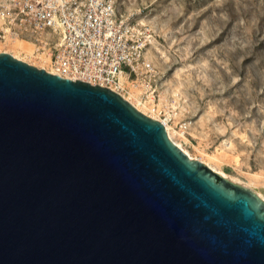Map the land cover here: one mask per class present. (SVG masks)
I'll list each match as a JSON object with an SVG mask.
<instances>
[{
  "label": "water",
  "instance_id": "1",
  "mask_svg": "<svg viewBox=\"0 0 264 264\" xmlns=\"http://www.w3.org/2000/svg\"><path fill=\"white\" fill-rule=\"evenodd\" d=\"M0 264H264V199L111 89L0 53Z\"/></svg>",
  "mask_w": 264,
  "mask_h": 264
},
{
  "label": "rangeland",
  "instance_id": "2",
  "mask_svg": "<svg viewBox=\"0 0 264 264\" xmlns=\"http://www.w3.org/2000/svg\"><path fill=\"white\" fill-rule=\"evenodd\" d=\"M119 1L152 31L158 101L178 113V131L190 126L176 140L264 198V0ZM0 53L42 69L13 44H0Z\"/></svg>",
  "mask_w": 264,
  "mask_h": 264
},
{
  "label": "built area",
  "instance_id": "3",
  "mask_svg": "<svg viewBox=\"0 0 264 264\" xmlns=\"http://www.w3.org/2000/svg\"><path fill=\"white\" fill-rule=\"evenodd\" d=\"M119 0H0V44L21 40L30 59L51 74L109 88L127 99L133 90L160 122L167 109L154 87V37ZM165 125V124H164ZM189 124L180 125L182 136Z\"/></svg>",
  "mask_w": 264,
  "mask_h": 264
},
{
  "label": "bare ground",
  "instance_id": "4",
  "mask_svg": "<svg viewBox=\"0 0 264 264\" xmlns=\"http://www.w3.org/2000/svg\"><path fill=\"white\" fill-rule=\"evenodd\" d=\"M10 44H13V47H15L16 49L18 50H23V51H26L27 53H30L31 55V49L25 47V42L21 41V40H15L13 42H11ZM154 44V41L152 43V45ZM155 47L153 46L152 47V50L154 49ZM150 50V48H149ZM9 52V51H7ZM12 55L15 57V58H18L19 59V55L15 54V53H12ZM21 60V59H20ZM179 88H176V90L178 91ZM176 95H179L178 92H176ZM127 101H129L133 106H135V108H137L140 112H142L143 114L153 118V119H159L156 115L152 114L151 113V108L149 109V107L147 106V104H144L141 102L140 98L138 97V92H136L135 90H133V93L130 94L129 97H126ZM125 99V98H124ZM173 108L175 109L176 108V105H173ZM177 114H172L169 110H167V117L165 120H163L164 124H165V127H166V130L168 132V135L176 142V144L189 156L190 159L192 160H196L194 159V157L189 153L188 150H186L183 145L178 141L176 140V136H182V132L178 131L174 124H175V121H174V118L175 116H177ZM172 122V123H171ZM182 138H184L185 140L187 139L186 135L182 136ZM201 162L204 163L203 160H200ZM207 165V164H206ZM209 166L212 170H214L215 172H217L218 174H220L221 176H223L224 178H228L227 174L225 172H222V171H219L218 169H216L215 167L213 166H210V165H207ZM260 195V194H259ZM260 197L262 198V196L260 195ZM264 199V198H263Z\"/></svg>",
  "mask_w": 264,
  "mask_h": 264
}]
</instances>
